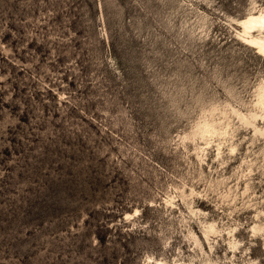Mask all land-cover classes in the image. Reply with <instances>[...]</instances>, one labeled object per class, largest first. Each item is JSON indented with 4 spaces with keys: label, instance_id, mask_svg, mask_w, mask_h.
<instances>
[{
    "label": "rangeland",
    "instance_id": "obj_1",
    "mask_svg": "<svg viewBox=\"0 0 264 264\" xmlns=\"http://www.w3.org/2000/svg\"><path fill=\"white\" fill-rule=\"evenodd\" d=\"M264 0H0V264H264Z\"/></svg>",
    "mask_w": 264,
    "mask_h": 264
},
{
    "label": "bare ground",
    "instance_id": "obj_2",
    "mask_svg": "<svg viewBox=\"0 0 264 264\" xmlns=\"http://www.w3.org/2000/svg\"><path fill=\"white\" fill-rule=\"evenodd\" d=\"M239 25L243 28L245 34H250V32L256 27L264 29V10L259 14L246 17L239 22ZM250 43L255 45L259 52L264 54V39L251 37Z\"/></svg>",
    "mask_w": 264,
    "mask_h": 264
}]
</instances>
